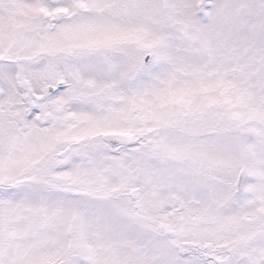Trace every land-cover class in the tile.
Returning a JSON list of instances; mask_svg holds the SVG:
<instances>
[{"label": "snow or ice", "instance_id": "obj_1", "mask_svg": "<svg viewBox=\"0 0 264 264\" xmlns=\"http://www.w3.org/2000/svg\"><path fill=\"white\" fill-rule=\"evenodd\" d=\"M0 264H264V0H0Z\"/></svg>", "mask_w": 264, "mask_h": 264}]
</instances>
